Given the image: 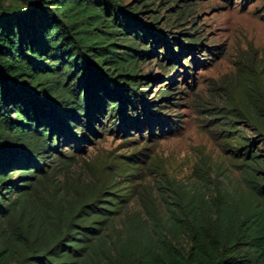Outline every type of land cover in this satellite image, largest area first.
<instances>
[{"label":"trees","instance_id":"obj_1","mask_svg":"<svg viewBox=\"0 0 264 264\" xmlns=\"http://www.w3.org/2000/svg\"><path fill=\"white\" fill-rule=\"evenodd\" d=\"M139 16L122 0H0V264H264V157L256 148L264 145L263 59L238 64L221 86L222 106L208 115L237 162V184L196 166L195 182L161 178L155 197L130 179L141 169L136 152L77 156L85 132L106 129L93 127L106 116L116 133L122 123L126 134L147 125L153 135L156 122L174 130L176 121L150 117L152 83L142 81L138 61L162 44L171 56L159 66L178 74L198 37H167L155 16L150 24ZM159 88L166 102L183 94Z\"/></svg>","mask_w":264,"mask_h":264},{"label":"rangeland","instance_id":"obj_2","mask_svg":"<svg viewBox=\"0 0 264 264\" xmlns=\"http://www.w3.org/2000/svg\"><path fill=\"white\" fill-rule=\"evenodd\" d=\"M122 1L138 9L139 17L146 24L151 22L149 16H155V28L165 33L167 37L178 38L182 42H185L184 38L189 33L192 38L198 37L194 43L199 50L195 49L193 54L191 52L185 54L184 61L176 69L178 74H175V71H164L159 66V62L169 65L168 57L171 56L166 55L162 50V44L156 48L157 51L161 50L160 54H153L145 61H138L140 67L138 73L147 76L142 78V81L152 83L146 89V100H154L156 103L150 105V111L153 110L150 112L152 114L150 117L157 121L164 120L163 118L176 121L173 132L166 122L162 125L156 122L153 135L149 134L151 128L147 125L140 134L138 130H130L126 134L128 130H125L127 128L123 123L116 133L115 125L107 130L113 118L106 116L93 125L96 129L99 127L98 124L106 129L94 136L90 132H85L88 141L80 142L82 149L77 156L79 159L98 161L136 152L135 157L132 158L141 169L130 179L136 185V189H140L142 185L147 186L155 197L160 194L156 187L161 178L172 179L177 184L183 182L190 185L195 182L197 180L194 171L196 166L209 167L213 172L219 173V177L227 180L229 184H237L239 182L237 162L225 150L227 147L215 139V124L218 123L208 121V115L212 110L220 109L222 106V99L219 96L222 92L221 86L228 85L233 80L236 67L240 62L255 60L259 66H262L264 0L246 2L244 0H178L176 3H168L167 0ZM146 3L148 7L140 8ZM241 3H244V6H241ZM179 9L184 12L181 19H175L174 16L169 18L170 13ZM205 49L214 56H201ZM207 57L213 61H209ZM194 59H205L207 63L206 65L199 61L194 63ZM171 76H174L172 81ZM160 85L168 88L176 87V90L183 94H176L172 97L176 98L175 100L166 102L159 97ZM160 104L164 106L158 107ZM129 109L130 107L125 113L131 116ZM96 117H98L97 114ZM146 118L141 116L142 121ZM119 121L118 118L116 120L118 126L121 124ZM126 123L135 125L133 120ZM77 132L74 135L80 139L81 134ZM245 133L247 136L252 135L248 131ZM60 139L63 138L60 137ZM65 145L60 144L58 148L63 155H66L65 152L69 150V147ZM73 147H75L74 143L71 144V148ZM256 148L264 157L263 143L256 145ZM151 161V166H148ZM157 166L164 170L167 176L157 174L155 172ZM138 198L139 193L135 191L132 202H136Z\"/></svg>","mask_w":264,"mask_h":264}]
</instances>
